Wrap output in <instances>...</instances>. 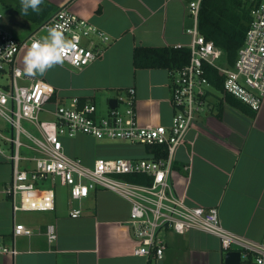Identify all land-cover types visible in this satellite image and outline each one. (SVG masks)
<instances>
[{
    "label": "crops",
    "instance_id": "0c3cea01",
    "mask_svg": "<svg viewBox=\"0 0 264 264\" xmlns=\"http://www.w3.org/2000/svg\"><path fill=\"white\" fill-rule=\"evenodd\" d=\"M188 1L44 0V4L51 6L50 10L44 9L47 17L67 5L72 12L105 32L110 43L97 59L83 68L64 62L43 75L32 77L51 84L56 100L63 102L77 97L95 104L102 115L107 112L110 98L116 99L133 88L138 122L145 126H168L172 116L169 101L172 69L134 67L132 53L137 46L187 47L190 35L185 30L192 25L187 12ZM28 17L31 19L30 15ZM27 49H22L18 55L22 70ZM97 92L108 93L103 112L95 102ZM216 111L217 105L213 110H203L188 130L176 149L170 181L189 206L216 208L226 229L250 241H264V99L257 111L248 108L247 112H242L226 102L221 105L219 117ZM9 136L0 130V235L4 244L13 245L17 253L0 255V264L142 262V258L132 254L133 235L128 224L130 203L110 190L91 189L80 200L69 198L66 209L58 210L55 204L54 210L31 212L16 220V212L13 213L9 198L3 193L11 178ZM75 136L82 140L75 144L62 141L71 137L61 139L63 151L80 158L86 165H92L97 158L145 155L140 144L122 140L96 144L95 140L101 139L84 134ZM73 147H77L74 150L77 154L72 152ZM37 156L38 152L30 158L24 157V166L31 167ZM73 208L81 210L78 217L69 216ZM17 223L30 228L32 235L13 239L11 232ZM49 224L56 232V239L51 243L44 234ZM161 237L166 248L158 264H223L219 240L212 234L194 228L183 234L166 229Z\"/></svg>",
    "mask_w": 264,
    "mask_h": 264
},
{
    "label": "built area",
    "instance_id": "2783aa9c",
    "mask_svg": "<svg viewBox=\"0 0 264 264\" xmlns=\"http://www.w3.org/2000/svg\"><path fill=\"white\" fill-rule=\"evenodd\" d=\"M201 2L189 0L187 3L192 19L191 27L185 30L190 35L189 60L183 67L170 70L172 116L168 126H145L138 122L133 88L118 95L116 106L108 107L102 115L95 104L81 102L77 97L63 102L56 100L51 84L24 74L18 64L20 51L39 39L35 37L37 32L47 31L49 27L59 26L65 37L74 42L75 47L69 50L64 62L77 69L97 59L110 43L105 32L72 12L67 5L41 22L24 40H18L1 26L3 15L0 12V118L10 126L11 135L7 140L12 145L11 178L3 193L9 198L13 213L54 210V189L39 183L49 177L57 178L68 188L71 200H80L95 188L110 190L128 200V224L134 243L132 254L142 258L140 264H158L162 259L166 248L161 237L164 230L183 234L193 228L216 236L223 255L238 251L240 264H264V241H250L226 229L216 208L189 206L170 181L177 147L183 143L198 115L205 109H215L218 96H223L209 81L208 69H215L222 77V93L233 96L252 111L259 110L264 99V0H246L250 21L232 66L223 61L222 50L198 30ZM41 113L47 114V119H39ZM22 119L35 127L38 136L21 126ZM77 134L163 146L166 155L156 158L153 152L139 158H97L92 165H86L80 158L63 151L61 139ZM21 135L28 138L33 144L29 147L38 152L31 167L20 166V161L26 159L19 154ZM122 174H142L148 178V183L119 178ZM80 213L79 208L69 210L72 218ZM44 234L49 243L56 239L51 224L46 226ZM11 235L13 239L31 236L32 230L17 223ZM16 253L14 246L5 245L0 235V255Z\"/></svg>",
    "mask_w": 264,
    "mask_h": 264
},
{
    "label": "trees",
    "instance_id": "16d2710c",
    "mask_svg": "<svg viewBox=\"0 0 264 264\" xmlns=\"http://www.w3.org/2000/svg\"><path fill=\"white\" fill-rule=\"evenodd\" d=\"M42 11L30 10L27 16L40 24L47 17L44 11L50 10L49 4H42ZM45 9V10H44ZM47 13V12H46ZM250 12L246 0H202L199 16L198 30L206 40H211L223 52V61L232 66L237 55V50L243 43L245 32L249 25ZM132 60L137 68H166L179 69L189 60V48L186 46H137L133 49ZM207 77L217 92L218 96L216 116H220L221 105L226 102L242 112L248 111V106L230 96L222 93V77L218 76L215 69H208ZM81 102L84 100L80 99ZM147 157L154 152L156 158L164 157L166 149L163 146H143ZM119 178L138 183H148V178L142 174H122Z\"/></svg>",
    "mask_w": 264,
    "mask_h": 264
},
{
    "label": "rangeland",
    "instance_id": "374dc122",
    "mask_svg": "<svg viewBox=\"0 0 264 264\" xmlns=\"http://www.w3.org/2000/svg\"><path fill=\"white\" fill-rule=\"evenodd\" d=\"M42 6V5H41ZM40 6V11H42ZM31 9H29L30 11ZM28 11V12H29ZM0 12L3 15V19L1 21V25L8 30L15 38L18 40H23L25 39L31 32L36 31L38 27V23L35 22L34 20H31L28 16H24V14L21 11V2L20 0H0ZM26 19V20H25ZM47 35V31L41 30L35 34V37L37 38H43ZM217 95L218 93L215 92ZM110 94H113L111 92ZM107 100H108V93H99L97 92L95 102L99 108L100 111H104L107 107ZM121 106V104H120ZM48 115L41 113L39 115V119H47ZM21 126L31 133L34 136H38V132L35 129V127L27 120L22 119L21 120ZM0 130L3 131V133L6 136H9L10 134V126L8 125L7 122H5L2 118H0ZM20 140L22 142V145L20 146L19 149V154L21 157H26L30 158L36 152L28 148L27 146H33L32 142L26 138L24 135L20 136ZM78 140H82L80 137L74 136L71 138H63L62 141L66 142L69 141L71 143H75ZM117 140H108V139H101V140H95L96 144H104L107 142H113ZM68 142V143H69ZM72 152L74 154H77L78 152L74 151L77 149V147L72 148ZM87 156V154H82ZM90 157L89 159L92 158L90 154H88ZM98 156H102L103 154H98ZM26 160H21L20 161V166L23 167L26 165L25 163ZM39 185L43 187H52L55 192V204L59 209L63 210L68 207V201H69V195H68V188L66 186H62L57 178L51 179L50 177L47 178L46 180H43L42 183H39ZM18 200V198H17ZM31 212H39V211H17L15 213V219L16 220H21L25 216L29 215ZM8 217V212L5 213ZM9 218H11V214L9 211ZM10 221V220H9ZM9 241V240H8Z\"/></svg>",
    "mask_w": 264,
    "mask_h": 264
},
{
    "label": "clouds",
    "instance_id": "9594fccd",
    "mask_svg": "<svg viewBox=\"0 0 264 264\" xmlns=\"http://www.w3.org/2000/svg\"><path fill=\"white\" fill-rule=\"evenodd\" d=\"M21 11L26 16L29 9L39 12L44 0H20ZM72 40L65 37L59 26L47 29V35L33 40L23 57V72L28 76L43 75L50 68L64 63L69 50L74 49Z\"/></svg>",
    "mask_w": 264,
    "mask_h": 264
},
{
    "label": "water",
    "instance_id": "95a60500",
    "mask_svg": "<svg viewBox=\"0 0 264 264\" xmlns=\"http://www.w3.org/2000/svg\"><path fill=\"white\" fill-rule=\"evenodd\" d=\"M108 106L114 108L116 106V99L110 98ZM223 264H240V253L238 251H229L225 253Z\"/></svg>",
    "mask_w": 264,
    "mask_h": 264
}]
</instances>
